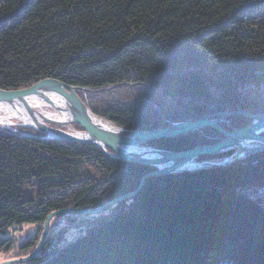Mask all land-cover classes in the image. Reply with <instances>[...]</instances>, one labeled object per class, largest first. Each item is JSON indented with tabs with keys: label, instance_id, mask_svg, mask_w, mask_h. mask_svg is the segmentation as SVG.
Instances as JSON below:
<instances>
[{
	"label": "trees",
	"instance_id": "obj_1",
	"mask_svg": "<svg viewBox=\"0 0 264 264\" xmlns=\"http://www.w3.org/2000/svg\"><path fill=\"white\" fill-rule=\"evenodd\" d=\"M43 78L84 88L76 93L92 112L128 129L263 112L264 0H0V88ZM249 121L234 114L218 125ZM17 129L35 137L0 129V250L18 241L3 237L13 226L38 225L17 256L34 249L50 211L101 206L155 170ZM223 138L206 126L145 144L184 150ZM248 186L264 187V150L226 167L147 176L99 213L57 215L66 224L47 233L32 261L264 264V198L243 194ZM69 229L80 234L62 242Z\"/></svg>",
	"mask_w": 264,
	"mask_h": 264
},
{
	"label": "water",
	"instance_id": "obj_2",
	"mask_svg": "<svg viewBox=\"0 0 264 264\" xmlns=\"http://www.w3.org/2000/svg\"><path fill=\"white\" fill-rule=\"evenodd\" d=\"M78 90L85 89L54 78H43L19 89L0 88V129L35 137L29 132L16 129L26 127L41 132L42 139H63L93 145L109 157L147 164L155 170L144 174L135 190L101 206L50 211L43 221L34 249L25 256L4 260L0 264L32 261L37 256L48 233L50 220L54 216L65 213L96 214L116 201L135 195L147 176L226 167L250 154L264 150V136L261 135L264 131V111L256 114L243 111L216 112L196 120L171 122L163 128L135 130L118 126L92 112L77 95ZM234 114L246 116L250 121L245 126L230 130L218 125V121L223 117ZM73 124L81 129L74 128ZM206 126L215 127L224 138L214 144H202L184 150L155 148L145 144L150 140L174 137ZM229 151H232L231 154L224 157L197 159L203 155Z\"/></svg>",
	"mask_w": 264,
	"mask_h": 264
},
{
	"label": "rangeland",
	"instance_id": "obj_3",
	"mask_svg": "<svg viewBox=\"0 0 264 264\" xmlns=\"http://www.w3.org/2000/svg\"><path fill=\"white\" fill-rule=\"evenodd\" d=\"M22 132H26V131H22ZM241 192L245 194L246 196L251 197L256 200L261 201L264 198V187L262 186H248V187L241 189ZM64 224H66L65 217L54 216L50 220L48 232L52 233L54 230H56V228H59L60 225L62 226ZM37 231H38V225H36L35 223H25V224L13 226L5 233V235H3V237L11 238L13 240H18L20 242L25 238L33 237ZM79 234L80 232L78 230L69 229L64 233V239L62 240V242L71 241L75 237H77ZM18 241H15V244L13 245L12 249L0 250V262L4 260L16 258V257H21V256L16 255ZM12 264H36V262L28 261V262L12 263Z\"/></svg>",
	"mask_w": 264,
	"mask_h": 264
}]
</instances>
